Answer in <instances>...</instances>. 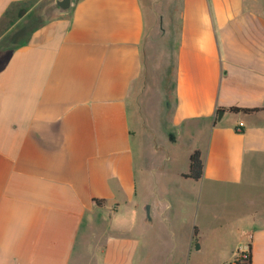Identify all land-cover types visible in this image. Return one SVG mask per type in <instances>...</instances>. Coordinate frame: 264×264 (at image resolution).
I'll list each match as a JSON object with an SVG mask.
<instances>
[{"label":"crops","instance_id":"0c3cea01","mask_svg":"<svg viewBox=\"0 0 264 264\" xmlns=\"http://www.w3.org/2000/svg\"><path fill=\"white\" fill-rule=\"evenodd\" d=\"M57 1L0 0V264H264V0L174 1L170 101L151 1Z\"/></svg>","mask_w":264,"mask_h":264},{"label":"rangeland","instance_id":"374dc122","mask_svg":"<svg viewBox=\"0 0 264 264\" xmlns=\"http://www.w3.org/2000/svg\"><path fill=\"white\" fill-rule=\"evenodd\" d=\"M152 2V18L145 1L147 32L143 43L153 90L169 100L174 80L173 14L176 0H148ZM148 10V11H147ZM152 19V21H151ZM196 248V245H195ZM223 259H208L196 254L189 264H223Z\"/></svg>","mask_w":264,"mask_h":264},{"label":"trees","instance_id":"16d2710c","mask_svg":"<svg viewBox=\"0 0 264 264\" xmlns=\"http://www.w3.org/2000/svg\"><path fill=\"white\" fill-rule=\"evenodd\" d=\"M231 112L238 113V112H244V113H251L256 112L261 109H243L238 107H230L228 109ZM220 111V110H218ZM185 178H191L194 180H200L203 176V162L201 159L200 151L196 150L194 151L190 156V165H189V171L188 173L183 175ZM247 263H250V256L247 258ZM236 263L240 264L241 259L237 257Z\"/></svg>","mask_w":264,"mask_h":264},{"label":"water","instance_id":"95a60500","mask_svg":"<svg viewBox=\"0 0 264 264\" xmlns=\"http://www.w3.org/2000/svg\"><path fill=\"white\" fill-rule=\"evenodd\" d=\"M57 5L63 10H69L71 6V0H59L57 1ZM223 114H224V111L220 110L218 114V120L221 119ZM146 212H147V209H146Z\"/></svg>","mask_w":264,"mask_h":264}]
</instances>
